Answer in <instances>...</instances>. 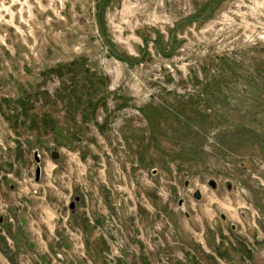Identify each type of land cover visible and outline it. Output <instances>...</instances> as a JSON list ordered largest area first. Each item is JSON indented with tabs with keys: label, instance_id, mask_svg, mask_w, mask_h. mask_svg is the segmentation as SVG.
Masks as SVG:
<instances>
[{
	"label": "rangeland",
	"instance_id": "1",
	"mask_svg": "<svg viewBox=\"0 0 264 264\" xmlns=\"http://www.w3.org/2000/svg\"><path fill=\"white\" fill-rule=\"evenodd\" d=\"M0 251L264 264V0H0Z\"/></svg>",
	"mask_w": 264,
	"mask_h": 264
},
{
	"label": "water",
	"instance_id": "2",
	"mask_svg": "<svg viewBox=\"0 0 264 264\" xmlns=\"http://www.w3.org/2000/svg\"><path fill=\"white\" fill-rule=\"evenodd\" d=\"M51 158H52L53 160H57V159L59 158V153H58L56 150L53 151L52 154H51ZM34 159H35L36 164H37V166H36V171H35V179H36V181H39V179H40V173H41V168H40V158H39V156H38L37 153L34 154ZM208 185H209L212 189H216V186H217V185H216V182H215L214 179H210V180H208ZM187 186H188V182H185V187H187ZM227 189H228V190L231 189V185H230L229 182L227 183ZM192 196H193V198H194L195 200H200V199H201V193H200V190L196 189V190L192 191ZM183 205H184V200H183V199H180V200L178 201V206H179V207H183ZM71 207H72V208L74 207V203L71 204ZM185 214L188 215V213H186V212H185ZM224 218H225L224 215H222V219H224Z\"/></svg>",
	"mask_w": 264,
	"mask_h": 264
},
{
	"label": "crops",
	"instance_id": "3",
	"mask_svg": "<svg viewBox=\"0 0 264 264\" xmlns=\"http://www.w3.org/2000/svg\"><path fill=\"white\" fill-rule=\"evenodd\" d=\"M0 264H11L8 259L4 256V254H2V252L0 251Z\"/></svg>",
	"mask_w": 264,
	"mask_h": 264
},
{
	"label": "flooded vegetation",
	"instance_id": "4",
	"mask_svg": "<svg viewBox=\"0 0 264 264\" xmlns=\"http://www.w3.org/2000/svg\"><path fill=\"white\" fill-rule=\"evenodd\" d=\"M72 208V207H71Z\"/></svg>",
	"mask_w": 264,
	"mask_h": 264
}]
</instances>
